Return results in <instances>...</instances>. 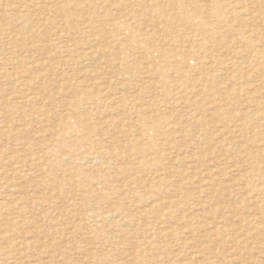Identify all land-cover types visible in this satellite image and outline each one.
<instances>
[{
  "label": "rangeland",
  "instance_id": "1",
  "mask_svg": "<svg viewBox=\"0 0 264 264\" xmlns=\"http://www.w3.org/2000/svg\"><path fill=\"white\" fill-rule=\"evenodd\" d=\"M0 24V264H264V0Z\"/></svg>",
  "mask_w": 264,
  "mask_h": 264
},
{
  "label": "bare ground",
  "instance_id": "2",
  "mask_svg": "<svg viewBox=\"0 0 264 264\" xmlns=\"http://www.w3.org/2000/svg\"><path fill=\"white\" fill-rule=\"evenodd\" d=\"M137 1V0H136ZM141 1V0H140ZM146 2V1H145ZM246 3V2H245ZM156 5V4H155ZM150 6V5H149ZM201 9V8H200ZM204 12H205V10H204ZM206 13H207V11H206ZM165 20V19H164ZM163 20V21H164ZM174 22V21H173ZM0 25H2V24H0ZM2 26H4V25H2ZM180 26V25H179ZM238 33V32H237ZM64 48V47H63ZM254 50V49H253ZM257 52H259V51H257ZM90 54V53H89ZM259 54V53H258Z\"/></svg>",
  "mask_w": 264,
  "mask_h": 264
}]
</instances>
